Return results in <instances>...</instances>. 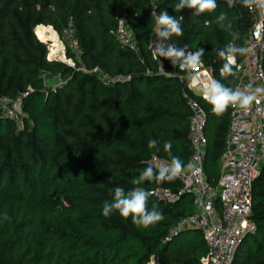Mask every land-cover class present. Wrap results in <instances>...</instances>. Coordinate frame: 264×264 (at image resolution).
<instances>
[{"label":"trees","instance_id":"16d2710c","mask_svg":"<svg viewBox=\"0 0 264 264\" xmlns=\"http://www.w3.org/2000/svg\"><path fill=\"white\" fill-rule=\"evenodd\" d=\"M178 2L0 0V95L23 94L20 126L0 117V264H200L207 251L201 233L174 229L194 212L191 194L181 192L170 202L152 195L148 206L156 205L164 219L148 228L118 212L102 215L112 190L134 187L131 181L151 155L170 160L165 142L171 140V154L187 162V99L197 100L206 114L205 178L214 185L219 177L230 107L215 115L163 57L165 74L158 71L148 49L152 12L183 16V35L170 43L204 49L203 64L231 88L234 76L218 75L223 61L217 50L232 41L233 33L244 47L252 17L242 0L231 5L217 0L214 12L200 16L189 9L175 12ZM221 13L224 27L217 22ZM120 18L135 48L116 40ZM66 31L77 49L75 58L71 43L65 44V58L73 66L48 59L42 42H48L45 33ZM92 68L105 78L87 72ZM49 77L62 83L48 85ZM153 139L158 150L147 147ZM143 186L177 192L181 183ZM249 218L253 228L239 240L230 264H264V160L252 181Z\"/></svg>","mask_w":264,"mask_h":264},{"label":"built area","instance_id":"2783aa9c","mask_svg":"<svg viewBox=\"0 0 264 264\" xmlns=\"http://www.w3.org/2000/svg\"><path fill=\"white\" fill-rule=\"evenodd\" d=\"M225 1L230 5L231 0ZM249 12L252 21L244 43V47H247L249 51L242 56L240 61H237L238 68H234L236 76H234L232 88L239 86L243 89L249 83L264 87L262 67L264 9H253ZM114 36L122 45L135 48L136 42L124 18L119 19ZM157 38L155 23L149 34L148 49L151 59L157 63L158 71L165 74L161 68V64L163 67L162 57L158 60L153 54V45ZM70 43L72 49L77 52L71 37ZM183 48L188 52H194L189 48ZM47 58L51 59V56L47 54ZM67 61H69L66 62L67 64L73 66L71 60L67 59ZM176 68L179 78L187 77V89L206 102L202 97L201 82L205 79H215L211 67L202 63V65L191 68H180L179 66ZM78 69L86 71L82 65H79ZM220 69H218V75L222 77ZM87 72L98 73L101 78H105L97 68H92ZM42 76L46 77V74L43 73ZM58 80L57 85H60L62 81L59 78ZM22 96L23 94L15 97L0 95V117L10 118L17 126H20ZM187 105L189 108L187 137L190 153L185 165L191 163L192 167H186L185 172L176 178L181 183V188L177 192L166 187H155L150 191L153 192L154 197L168 202L173 201L181 192L191 194L194 212L179 219L174 229L193 228L201 233L207 251L200 258V264H230L239 240L253 228V223L249 218L251 185L264 160V97L260 98L259 103L254 102L247 112L230 107L228 131L220 159L221 169L214 185L206 180L203 170L206 147L205 111L195 99H187ZM161 160L167 161L151 155L146 160V164L151 162L155 166Z\"/></svg>","mask_w":264,"mask_h":264},{"label":"clouds","instance_id":"9594fccd","mask_svg":"<svg viewBox=\"0 0 264 264\" xmlns=\"http://www.w3.org/2000/svg\"><path fill=\"white\" fill-rule=\"evenodd\" d=\"M243 6L249 10L264 9V0H242ZM217 8V0H179L175 5L174 11L180 12L182 9H189L192 15L200 16L205 13L214 12ZM152 18L155 19L157 26V39L153 45V54L156 58L163 57L171 61L173 66L180 68H191L202 65L204 49L188 52L183 47H178L174 43H170L172 37H181L183 29L181 21L183 16H171L166 10H161L159 15L152 12ZM226 19L223 13L217 18V22L224 27L223 21ZM123 22V21H121ZM209 21L205 20V26ZM231 28V25H228ZM239 39L238 33H233V39L223 48L217 50V55L223 61L220 69L222 77L236 76L234 68H238L237 57L244 56L248 53L247 47L238 46L235 41ZM187 53V56H186ZM159 60V59H158ZM161 64V63H160ZM163 71V67L161 64ZM203 99L212 107L215 115L222 116L226 113L229 107L242 111H249L253 103H259L260 98L264 97V87L254 86L252 83L247 84L241 89L227 87L221 81L216 79H205L201 82ZM158 142L150 140L147 144L149 149H157ZM172 141L164 143L163 148L169 154L170 160L159 161L153 166L151 162L145 167L140 174L134 178L131 183L134 187L129 190L117 186L112 190V200L105 201L102 208V215L109 217L114 212L125 219L131 218V222L140 228H148L156 225L164 219V215L158 210L156 205L149 208V198L153 192L146 189L143 185L145 182L161 184L171 182L183 174L187 168H191L189 163L187 166L184 162L175 155H172ZM158 150V149H157Z\"/></svg>","mask_w":264,"mask_h":264},{"label":"rangeland","instance_id":"374dc122","mask_svg":"<svg viewBox=\"0 0 264 264\" xmlns=\"http://www.w3.org/2000/svg\"><path fill=\"white\" fill-rule=\"evenodd\" d=\"M232 4V2L230 3V5ZM36 35V34H35ZM46 36H47V33H45V37L44 38H46ZM45 40H47V39H45ZM48 41V40H47ZM52 41H53V39H52ZM56 41H57V43L55 44H53L52 42H46V41H42V42H44V43H46L47 44V54H49V56H51V59L53 58V59H59V60H64L65 62H69V61H67V59L66 58H64L65 57V53H64V48H65V44L67 43H70V32L69 31H66L63 35H61V36H58L57 34H56ZM59 45H61L62 46V48H61V56H60V54H58V55H54L51 51H53L54 49H52V47L51 46H55L56 48H58V46ZM62 56H64V57H62ZM74 57L76 58L77 57V53L74 51ZM45 82H46V84H48V85H51V86H56L57 84H59V80L57 79V78H55V77H49V78H46L45 79ZM20 112V111H19ZM20 114H23L22 112H20Z\"/></svg>","mask_w":264,"mask_h":264},{"label":"bare ground","instance_id":"6f19581e","mask_svg":"<svg viewBox=\"0 0 264 264\" xmlns=\"http://www.w3.org/2000/svg\"><path fill=\"white\" fill-rule=\"evenodd\" d=\"M47 40H48V42H52L53 44L55 43H57V41H56V36L53 34V33H48V35H47V38H46ZM52 39H53V41H52ZM52 47V49H54L53 51H51L54 55H58V54H60V56H61V48H62V46L61 45H59L58 46V48H56L55 46H51Z\"/></svg>","mask_w":264,"mask_h":264},{"label":"crops","instance_id":"0c3cea01","mask_svg":"<svg viewBox=\"0 0 264 264\" xmlns=\"http://www.w3.org/2000/svg\"><path fill=\"white\" fill-rule=\"evenodd\" d=\"M204 103H206V102H204ZM205 111V110H204ZM222 156V155H221ZM221 159V158H220ZM221 161V160H220ZM220 169H221V162H220ZM219 173H220V171H219Z\"/></svg>","mask_w":264,"mask_h":264},{"label":"water","instance_id":"95a60500","mask_svg":"<svg viewBox=\"0 0 264 264\" xmlns=\"http://www.w3.org/2000/svg\"><path fill=\"white\" fill-rule=\"evenodd\" d=\"M39 26H42V25H38V26H36V27H39Z\"/></svg>","mask_w":264,"mask_h":264}]
</instances>
